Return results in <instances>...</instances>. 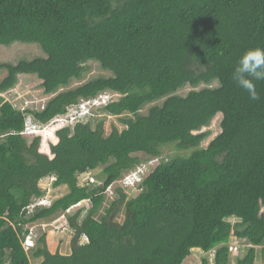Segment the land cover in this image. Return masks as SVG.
Here are the masks:
<instances>
[{"label": "trees", "instance_id": "16d2710c", "mask_svg": "<svg viewBox=\"0 0 264 264\" xmlns=\"http://www.w3.org/2000/svg\"><path fill=\"white\" fill-rule=\"evenodd\" d=\"M15 43L44 57L1 64L0 94L19 76L38 79L48 100L30 112L37 124L82 100L110 99L94 118L52 130L45 147L19 135L26 117L0 97V264H183L194 249L213 252L211 264L264 262V81L252 101L231 78L244 51L264 47V0H0V47ZM91 62L110 75L70 89ZM218 115L220 132L202 148L201 131ZM111 118L121 129L106 134ZM168 146L184 154L163 160ZM142 165L128 198L132 189L116 184ZM94 171L99 185L79 187L78 176ZM49 176L67 193L25 217ZM109 187L117 198L103 209ZM85 201L86 212L66 216L68 255L50 253L46 233L24 251L26 226ZM233 237L248 246L241 258L228 252Z\"/></svg>", "mask_w": 264, "mask_h": 264}, {"label": "rangeland", "instance_id": "374dc122", "mask_svg": "<svg viewBox=\"0 0 264 264\" xmlns=\"http://www.w3.org/2000/svg\"><path fill=\"white\" fill-rule=\"evenodd\" d=\"M42 57H44L43 52L41 51L40 47L35 45V44L15 43V44L8 46V47L7 46H1L0 47V65L1 64L16 65L20 61H32L36 58H42ZM109 75H110L109 73L102 71L98 64H96L94 62L88 63L87 74L84 75V77L82 78V80L80 82H73L70 86V89H74V88L80 86L81 84L87 83L88 81L97 79L99 77H108ZM5 77H6L5 70H1L0 71V82ZM39 84H40L39 80L36 79L34 76H26V75L19 76L18 77V83L16 85V91L18 92V96L20 97L21 100L15 101V103H17V102L20 103L23 99L41 100L43 98H47L45 95L42 94V90L40 89ZM190 91H192L190 88H185V89L181 90L180 92H178V95L184 97ZM159 104H160V102L156 103V105H159ZM147 108H149V107L143 108L141 114H146V112L148 110ZM220 120H221V117H220V115H218L212 121V123L209 125V127L202 129L201 132H208L209 133L208 139L202 143V146H201L202 148H205L208 145V143L219 134V132H220V128H219ZM111 125L116 126L119 130L121 129L120 125L118 124V121L116 119L111 118L104 125V129H105L106 134L109 133ZM48 135H49V137L51 136V131H48V132L44 133L43 135H40V137L42 139V143L45 144V142H47L48 143L47 145L49 146L51 143H53V140L51 138V141H50V139H48ZM30 140H31V138H28V141H30ZM45 147H46V144H45ZM183 154H184L183 152L177 151L173 146H168V147L163 149L162 159L163 160L164 159L169 160L170 158H172L176 155H183ZM47 155H49V152ZM136 156L142 161L145 160V157L143 155H136ZM150 162H154V161L152 160ZM90 174L96 179V175L98 174V171L91 172ZM117 185H119V182H117L116 186ZM66 193H67L66 188H57V189L51 190V192L49 193V197L52 201H55L58 198L65 195ZM127 193H128V198L134 197L136 195V192L134 190H129V191H127ZM116 198H117V196H115L114 193L112 195H108L107 199L105 201V204L102 208L105 209V207H108L109 202L116 199ZM89 207H90V205L87 202H82L80 205V208L84 209L85 212L89 209ZM74 211H75V209H73L70 213H73ZM66 216L67 215H65V219H66ZM58 217H61V215ZM58 217L53 218L50 221L44 222V223L50 224L55 219H57ZM115 221L117 223L122 222V214L121 213H120V215H118L116 217ZM230 222L233 224L235 223L234 220H231ZM54 227L55 228L61 227V228L59 230H54L53 229ZM38 233H39V231H38ZM41 234H42V231H40L39 235H41ZM72 237H73V232L68 229V225L65 222V220L61 219V221L54 224V226H52V227L48 226V231L46 232L45 242H46L47 248H48L50 253H59L60 255H68L70 253V241H71ZM240 242L242 243V241H240ZM247 248H248V246L244 243V246L241 249L240 253L237 255H234L233 257H238V258L243 257L247 252ZM259 252H260V250L258 249V254H259ZM212 255H213V252H210L209 254H204L200 250L194 249L191 251V255L183 262V264H201L202 259H208V261L211 264L212 263ZM39 263H40V260H34L31 262V264H39ZM230 264H236L235 258L231 259ZM255 264H264V262L259 260Z\"/></svg>", "mask_w": 264, "mask_h": 264}, {"label": "built area", "instance_id": "2783aa9c", "mask_svg": "<svg viewBox=\"0 0 264 264\" xmlns=\"http://www.w3.org/2000/svg\"><path fill=\"white\" fill-rule=\"evenodd\" d=\"M0 97L3 99V102L9 103L13 109H15L16 111H18V113H21L23 116L26 117L24 123V129L19 134L20 136L23 137H36L43 135L48 131H52L55 128L71 127L78 122H86L87 120L94 118L96 110L106 105L108 100L110 99L108 95L101 94L92 99L82 100L76 106H72L69 109H67L64 115L55 117L51 122H49L46 125H39L34 121L32 114L30 112H37L43 110L44 105L48 100L47 98H43L41 100L23 99L20 103L19 102L15 103V101L21 100L20 97L18 96V92L16 91V87L1 94ZM147 171H148L147 165H142L138 167L135 171H131L124 178H122V180L119 181V186H121L122 188L135 190L136 186L140 183L142 179L141 176L145 175ZM54 182H55V178L53 176L45 177L39 181L38 188L44 192V196L34 199L30 203V205H28L26 208L22 210V214L25 217L31 216L38 208H47L52 204L53 201L50 199L49 193L51 192V190L54 189L52 186ZM94 184L99 185L96 183L94 177L90 176V174H84L78 176L79 187L89 186ZM112 187H109L106 190V193L108 195L113 194ZM85 202L89 203L88 201ZM81 203L68 208V210L63 215H61V217H58L50 224L41 223L33 226H26L24 228V234L22 235L23 237L22 248L24 249V251L28 252L34 248V242L37 238V230L46 233L48 231V226L49 227L54 226V224L61 221V219H64L66 222L65 215H68L75 208H80ZM60 228L61 227L59 228L54 227L53 229L59 230ZM87 242L88 240L86 236H81L80 244H86ZM242 248L243 245L240 242V240L232 238L231 242L228 245V252L230 256L233 257L234 255L239 254Z\"/></svg>", "mask_w": 264, "mask_h": 264}, {"label": "clouds", "instance_id": "9594fccd", "mask_svg": "<svg viewBox=\"0 0 264 264\" xmlns=\"http://www.w3.org/2000/svg\"><path fill=\"white\" fill-rule=\"evenodd\" d=\"M231 78L239 89L247 93L250 100L259 101L261 99V95L257 90V82L264 81V47H255L244 51L236 61ZM25 138H33V137H25ZM38 231L40 233V230H37L36 240L40 236ZM34 246H35V242H34Z\"/></svg>", "mask_w": 264, "mask_h": 264}, {"label": "crops", "instance_id": "0c3cea01", "mask_svg": "<svg viewBox=\"0 0 264 264\" xmlns=\"http://www.w3.org/2000/svg\"><path fill=\"white\" fill-rule=\"evenodd\" d=\"M57 141V140H56ZM60 188H65V187H60Z\"/></svg>", "mask_w": 264, "mask_h": 264}]
</instances>
